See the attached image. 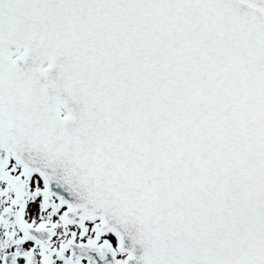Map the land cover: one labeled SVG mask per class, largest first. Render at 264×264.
<instances>
[{
	"label": "snow or ice",
	"instance_id": "obj_1",
	"mask_svg": "<svg viewBox=\"0 0 264 264\" xmlns=\"http://www.w3.org/2000/svg\"><path fill=\"white\" fill-rule=\"evenodd\" d=\"M0 264H264V0H0Z\"/></svg>",
	"mask_w": 264,
	"mask_h": 264
}]
</instances>
